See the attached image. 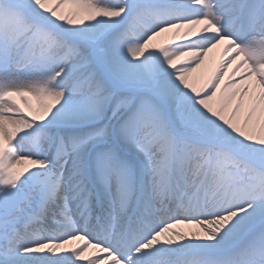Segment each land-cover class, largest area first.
<instances>
[{"label":"snow or ice","instance_id":"snow-or-ice-1","mask_svg":"<svg viewBox=\"0 0 264 264\" xmlns=\"http://www.w3.org/2000/svg\"><path fill=\"white\" fill-rule=\"evenodd\" d=\"M0 264H264V0H0Z\"/></svg>","mask_w":264,"mask_h":264}]
</instances>
